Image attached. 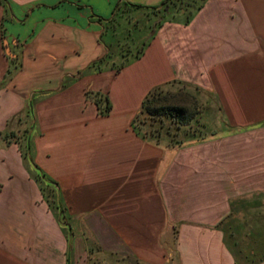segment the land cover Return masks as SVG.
I'll return each instance as SVG.
<instances>
[{"label": "crops", "instance_id": "0c3cea01", "mask_svg": "<svg viewBox=\"0 0 264 264\" xmlns=\"http://www.w3.org/2000/svg\"><path fill=\"white\" fill-rule=\"evenodd\" d=\"M82 1L0 0V264H109L97 247L111 264H264V0H206L188 24L143 13L127 49ZM173 82L210 96L205 141L133 127Z\"/></svg>", "mask_w": 264, "mask_h": 264}, {"label": "rangeland", "instance_id": "374dc122", "mask_svg": "<svg viewBox=\"0 0 264 264\" xmlns=\"http://www.w3.org/2000/svg\"><path fill=\"white\" fill-rule=\"evenodd\" d=\"M80 4L88 5L90 9L91 7L94 8L95 10L93 12L104 19H108L112 15V11L109 14L107 9H105L102 5H98L95 0H83ZM98 10L105 14H100ZM134 14L136 17H142L143 15L141 13H137L136 11H131L128 13L129 18L131 16H134ZM121 28L122 26L117 25L115 37L122 44V47L127 49L128 46L133 45V42L135 41V39H137L138 34H135L133 32L134 30L132 29L129 33H125ZM111 30L112 29L110 27V31ZM188 84L189 83L186 82L185 84L173 82L169 85L162 86L158 90V101L156 102L155 106H172L174 108L184 107L186 108L188 114H191L193 117L190 124L182 129L176 128L173 124L170 123L168 119H166L164 127L160 128V137L155 139L161 144H181L193 138H201L199 141L203 142L206 140V135H208L212 131L210 130L211 125L209 124L211 122L213 124L214 119L217 120V113H214L215 111L209 109L212 104L208 103L210 96L205 91L199 89L197 86ZM137 124H141L142 130H147L148 132H150L152 128H158L159 126L157 121H151L144 115H141L139 117ZM213 128H219V124L215 125ZM249 197L250 196H248V198ZM235 219L236 221L234 220V223L236 224L240 220L239 215H237ZM235 237L236 239H242L245 244H248L251 240H253L250 236L239 233ZM90 240L93 241V238H90ZM91 244H93V242H91ZM93 247H96V245L93 244ZM93 251L94 256L99 257V259L101 261H104L105 263L109 262V264H111V262L114 261V256L107 254V252L103 250L100 251L97 248H94ZM122 258L124 259L122 260L124 261L123 264L133 263L131 258Z\"/></svg>", "mask_w": 264, "mask_h": 264}, {"label": "trees", "instance_id": "16d2710c", "mask_svg": "<svg viewBox=\"0 0 264 264\" xmlns=\"http://www.w3.org/2000/svg\"><path fill=\"white\" fill-rule=\"evenodd\" d=\"M205 1L206 0H163L159 5L151 7L121 1L114 8L112 16L107 21L105 28L110 29L111 27V32L113 31L112 36L114 38H116L115 36L117 25L122 26V31H124L125 33H129L131 30V26L135 27V24L133 22L136 23L135 20L132 22L133 17H136L135 14L134 16H131L129 18L128 13L131 11H136L137 13L141 14L144 13L146 16L152 17L155 21H158L156 26H159L163 21L166 20L175 21V18L177 16H184V24H188L193 15L203 6V3ZM98 19L103 20L102 18ZM124 51L127 52L126 49ZM12 70L13 69L8 70L7 76H10ZM177 83L185 84V82ZM160 88L161 87L154 88L149 92V94L142 101L139 113L133 120V127L139 134H141L142 136L154 138V140L160 137V128L164 127L166 119H168L170 123L173 124L176 128L182 129L188 126L193 118L191 114H188L186 108L184 107L174 108L172 106H155L156 102L158 101V90ZM95 101L99 106V109H101V112H107L110 109L109 103L105 96H96ZM102 102L104 103V107L100 108ZM141 115H144L151 121H157L159 125L158 128H152L150 132H148L147 130L143 131L141 124H137V121ZM155 141L158 142L157 140ZM26 149L28 150L29 146L26 145ZM23 155L26 156L25 151H23ZM97 249L102 251L98 247ZM92 250L93 248H89V255Z\"/></svg>", "mask_w": 264, "mask_h": 264}]
</instances>
